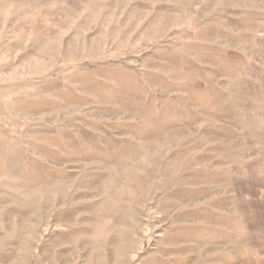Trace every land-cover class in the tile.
<instances>
[{
    "label": "rangeland",
    "instance_id": "374dc122",
    "mask_svg": "<svg viewBox=\"0 0 264 264\" xmlns=\"http://www.w3.org/2000/svg\"><path fill=\"white\" fill-rule=\"evenodd\" d=\"M0 264H264V0H0Z\"/></svg>",
    "mask_w": 264,
    "mask_h": 264
}]
</instances>
